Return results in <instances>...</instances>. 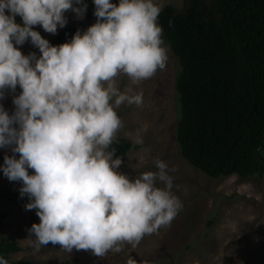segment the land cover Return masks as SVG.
<instances>
[{
	"label": "clouds",
	"instance_id": "clouds-1",
	"mask_svg": "<svg viewBox=\"0 0 264 264\" xmlns=\"http://www.w3.org/2000/svg\"><path fill=\"white\" fill-rule=\"evenodd\" d=\"M93 2L96 22L52 45L34 26L56 34L69 10L83 18L84 0H0V100L17 85L22 90L11 115L0 104V148L19 154L5 155L0 171L22 183L26 210H36L40 222L27 230L35 251L49 243L97 257L125 244L135 249L183 208L172 191L175 168L157 159L155 171L130 177L111 147L124 127L116 109L143 103L142 92L121 91L116 78L123 74L139 85L166 68L169 48L158 23L164 4ZM29 40L39 56L18 47ZM146 130H138L136 143ZM0 264L9 262L0 256ZM127 264L139 262L129 255Z\"/></svg>",
	"mask_w": 264,
	"mask_h": 264
},
{
	"label": "rangeland",
	"instance_id": "rangeland-1",
	"mask_svg": "<svg viewBox=\"0 0 264 264\" xmlns=\"http://www.w3.org/2000/svg\"><path fill=\"white\" fill-rule=\"evenodd\" d=\"M185 0H161L178 10ZM67 24L81 21L87 28L94 24L83 16L79 18L72 11L66 14ZM17 16L16 18H18ZM65 25V26H66ZM61 28L58 27L57 32ZM43 37L53 44L56 34L42 31ZM23 54L35 52L38 48L29 41L18 46ZM169 48V47H168ZM169 59L164 70L139 85H131L126 75L116 78L121 91L132 87L135 94L143 93V103H122L116 109L124 127L117 138H124L139 145V149L127 153L120 171L130 177L142 172L155 171V161L164 160L174 177L172 191L183 203L182 210L173 219L171 225L162 227L158 232L146 235L135 249L125 244L119 253L109 252L97 257L89 251L73 249L67 252L60 245L42 246L35 251L29 242L28 229L33 223H39L36 210H26L29 199L10 203L0 197V212H7L0 237L13 235L22 251L10 256L12 260L22 258L48 264H127L129 255L139 264H261L264 262V173L257 176L240 178L233 175L227 178L212 179L190 165L180 154L176 144V124L178 120V102L176 95V77L180 71L177 59L169 48ZM22 90L17 85L15 92L6 91L0 100L11 115L15 110L13 97ZM147 125V130L139 134L143 143H136L138 130ZM5 155L13 154L10 148H0V165ZM29 174L34 172L29 169ZM162 186V185H158ZM22 183L9 181L0 171V192H17ZM212 221V226L208 224Z\"/></svg>",
	"mask_w": 264,
	"mask_h": 264
},
{
	"label": "trees",
	"instance_id": "trees-1",
	"mask_svg": "<svg viewBox=\"0 0 264 264\" xmlns=\"http://www.w3.org/2000/svg\"><path fill=\"white\" fill-rule=\"evenodd\" d=\"M84 2L85 17L96 22L93 0ZM16 21L21 23V18ZM158 23L180 67L175 89L176 144L181 156L212 179L233 175L261 178L264 0H185L181 10L171 5L163 7ZM34 29L43 37L41 26ZM77 30L85 31L81 21L66 25L56 33L53 44L69 42ZM111 147L123 159L128 152L139 149V145L124 138H117ZM0 197L10 203L28 199L27 195L21 198L19 191H3ZM7 215L0 212V233ZM21 251L13 235L0 237V256L9 264H48L10 258Z\"/></svg>",
	"mask_w": 264,
	"mask_h": 264
}]
</instances>
